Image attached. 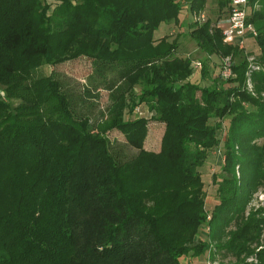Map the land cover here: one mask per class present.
Here are the masks:
<instances>
[{
    "label": "trees",
    "instance_id": "obj_1",
    "mask_svg": "<svg viewBox=\"0 0 264 264\" xmlns=\"http://www.w3.org/2000/svg\"><path fill=\"white\" fill-rule=\"evenodd\" d=\"M230 2L217 0L219 19ZM207 3L0 0V264H183L210 250L197 240L204 226L239 264H264V209L247 213L264 189V0H249L262 64L251 72L250 52L225 43L218 22H188ZM162 25L182 32L155 38ZM183 36L205 55L204 85L178 53ZM80 58L111 96L96 124L60 80L40 75ZM142 104L150 120L137 115ZM150 121L164 125L159 152L144 147ZM116 131L134 156L115 151ZM217 150L210 216L201 170Z\"/></svg>",
    "mask_w": 264,
    "mask_h": 264
},
{
    "label": "rangeland",
    "instance_id": "obj_2",
    "mask_svg": "<svg viewBox=\"0 0 264 264\" xmlns=\"http://www.w3.org/2000/svg\"><path fill=\"white\" fill-rule=\"evenodd\" d=\"M52 3V1H49ZM185 2V0H183ZM261 5L257 4L254 9H260ZM251 7L248 9L250 12ZM206 19H210L213 23L219 22L220 20L226 19L222 17L219 19L220 14L218 13L217 0H208L206 10L203 12ZM194 14L188 15V22L194 20ZM202 24V23H201ZM171 32V38H175L176 35L180 34L182 30L178 27H172L170 30L169 26L162 25L156 32L155 38H160L168 35ZM245 52L252 54L248 57L249 64L258 67L256 71L262 69V64L258 62L260 56V50L257 43L251 36H247L245 39ZM180 49L179 55L182 57H189L195 62H202L205 59V55L201 54L197 49V46L191 41L189 37L180 38ZM254 58V61L249 59ZM216 59H209V67L213 71L214 76H217L221 72V66L216 67ZM258 65V66H256ZM261 65V66H260ZM201 71H196L191 81L193 83H200L204 85V81L201 80ZM53 74L60 82L64 85V89L70 93L74 100V104L77 107L81 115H85L91 118L93 124L106 118V113L111 105L110 92L105 89L104 85L101 84L100 78L95 74L94 66L90 60L80 58L78 60L69 61L55 67L45 68L40 75ZM254 94V86L252 84L251 89H248ZM138 116L146 119H151L153 113L148 109L145 104H142L137 109ZM227 123H225V128ZM222 131V138L224 140L226 130ZM164 125L155 121H150L149 133L144 143V147L148 151L159 152L161 146V140L164 134ZM109 138L113 143V147L117 153L122 156H134L136 151L127 145L124 136L119 132H112L109 134ZM262 144V140L259 141ZM221 151L217 150L208 159L207 165L201 170L203 179L205 182V190L207 193L206 199V210L211 216V212L215 206L219 205V199L217 195V182H214L213 175L220 173V164L224 161ZM262 210L264 209V189H261L255 194L254 199L247 211L251 210ZM264 218V212L261 214ZM210 219V217L208 218ZM234 229L232 225L229 230ZM211 233L209 226H204L197 240L201 242L209 243L210 250L199 258L196 257H184L182 258L183 264H239V259L233 252L224 249V242L220 248L217 247L215 241L209 235ZM264 242V233H263ZM263 247L259 248L261 250ZM248 263L257 264L258 261L255 257L246 259Z\"/></svg>",
    "mask_w": 264,
    "mask_h": 264
},
{
    "label": "built area",
    "instance_id": "obj_3",
    "mask_svg": "<svg viewBox=\"0 0 264 264\" xmlns=\"http://www.w3.org/2000/svg\"><path fill=\"white\" fill-rule=\"evenodd\" d=\"M230 13L226 19L220 20L218 22V27L222 30L224 41L227 44L238 45L239 47H245V39L247 36L255 38L257 32L252 24L248 23L250 8L249 0H231L230 2ZM194 21L199 23H204L207 21L205 15L201 13L200 15L194 16ZM254 61V58L249 59ZM230 58H226L223 62L222 76L230 77L232 75L230 68ZM193 68L196 71H201L203 69L202 62H195ZM259 69L258 67L250 65V72ZM250 73H248V76ZM248 89H251L252 83L249 79L247 82Z\"/></svg>",
    "mask_w": 264,
    "mask_h": 264
}]
</instances>
